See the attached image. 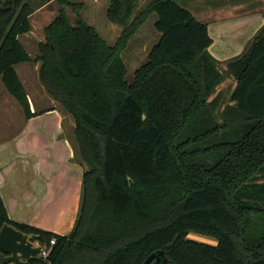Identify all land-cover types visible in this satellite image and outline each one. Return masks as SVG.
Masks as SVG:
<instances>
[{
    "label": "trees",
    "instance_id": "1",
    "mask_svg": "<svg viewBox=\"0 0 264 264\" xmlns=\"http://www.w3.org/2000/svg\"><path fill=\"white\" fill-rule=\"evenodd\" d=\"M56 1L33 58L19 39L33 4L0 0V80L36 116L16 65L42 62V83L75 120L79 210L58 234L10 219L0 192V231L38 235L48 253L30 264H264V25L227 60L237 83L223 107L208 25L176 0L139 11V0H110L107 19L123 27L115 45L80 14L84 3ZM152 14L159 39L129 81L121 51Z\"/></svg>",
    "mask_w": 264,
    "mask_h": 264
},
{
    "label": "crops",
    "instance_id": "2",
    "mask_svg": "<svg viewBox=\"0 0 264 264\" xmlns=\"http://www.w3.org/2000/svg\"><path fill=\"white\" fill-rule=\"evenodd\" d=\"M72 1L84 3L80 14L93 26L97 25V20L107 18L110 0ZM150 1L152 0H139V8L142 5L146 6ZM189 1L188 5L194 12L192 13L208 25L213 44L215 39L211 32L212 26L238 21L246 23L249 19H256L261 27L264 25V0ZM29 2L35 9L31 16L32 30L26 34L23 42L20 41L35 58L39 55V43L45 41L44 29L55 20L60 7L56 0H40V2L29 0ZM227 9L235 12L226 15ZM67 12L71 20L75 21L76 14L73 12L72 15L70 9H67ZM39 28H42L43 33L38 35L35 30ZM27 42H34L36 50H31ZM213 44L209 50L218 59L216 54L224 50L212 51ZM220 61L227 62V60ZM41 65L42 62L37 60L16 65V71L26 88L31 109L37 113L31 118L26 117L21 104L0 80V192L9 217L13 221L58 234H68L72 231L77 218L82 180L78 181V186L74 189L64 184L65 192L59 190L55 193L51 167L48 169V166H51L49 161L51 160L61 163L64 167L63 163L70 158L65 155H70L71 152L74 156L75 120L48 93L40 78ZM63 149L68 153L59 156V152ZM58 166L60 165L56 164V167ZM82 173L84 174V170ZM61 195L63 197H60ZM72 199L74 204L69 212L67 204ZM63 201L64 205H62Z\"/></svg>",
    "mask_w": 264,
    "mask_h": 264
},
{
    "label": "rangeland",
    "instance_id": "3",
    "mask_svg": "<svg viewBox=\"0 0 264 264\" xmlns=\"http://www.w3.org/2000/svg\"><path fill=\"white\" fill-rule=\"evenodd\" d=\"M38 1L40 2V0ZM176 1L180 5L185 6L188 10L193 12V9H191L192 7L188 5L190 4L189 0H176ZM143 7L144 5L140 6L139 8L138 5V11L141 10ZM71 11L73 15L74 11L73 10ZM234 12L235 11L231 9H227L225 11L226 15H231ZM156 19H157L156 14H152L146 20V22H144L137 29V31L128 41L126 47L121 51V56L124 59L128 68L127 79L129 81H132L136 69L147 61L148 55L152 47L155 45V43L159 38L160 33L155 29L154 26ZM97 21L98 23L95 26L98 29L101 36L108 42V44L115 45L121 36L123 27L118 24L110 22L106 17L103 20H97ZM260 27L261 24H259L256 21V19H249L247 20L246 23H241L240 21H238V22H232L227 24L224 23L222 25L212 26L211 32L215 39L212 51L224 50V52L222 53H217L216 56H218L222 61L229 60L232 57L239 55L244 50V48L251 43L252 39L255 37ZM35 33H37L38 35L39 33H43L42 28L35 30ZM25 36L26 34L21 35L19 37L22 42L24 41ZM27 44L31 50H36V44L34 42H27ZM240 47H241V51H240ZM221 63L224 68L223 73L225 75V80L218 86L217 92L223 93L224 96L223 107H224L227 103L231 102L230 95L234 90L237 81L232 75H230L227 72L225 66L226 62H221ZM74 138H75V134H74ZM74 143L76 145L74 156L72 155L71 152L70 155L69 154L65 155V156L67 155L70 156V158L69 161L67 160L66 163H63L64 167L61 166V163H57L56 161L49 160L51 162L50 163L51 166H48V169L51 167L50 172L52 176L51 178L54 182L53 189L55 193L58 192L59 190H62V192L64 193L65 192L64 184H68L70 189H74L78 186V181L83 180L82 171L84 170V166L77 160L78 151H77L76 138L74 140ZM56 152L59 151L56 150ZM65 153L68 152H66L63 149L59 152V156H62ZM56 164L60 166L56 167ZM64 177L66 178L64 179ZM60 197H63V195H61ZM64 204L65 202L63 201L62 205ZM73 204H74L73 199L67 204L69 212L70 210H72ZM190 237L211 244L216 243L215 239L209 236H203L200 234H191ZM10 264H14V263H10Z\"/></svg>",
    "mask_w": 264,
    "mask_h": 264
},
{
    "label": "water",
    "instance_id": "4",
    "mask_svg": "<svg viewBox=\"0 0 264 264\" xmlns=\"http://www.w3.org/2000/svg\"><path fill=\"white\" fill-rule=\"evenodd\" d=\"M37 238L36 234L23 232L8 223L4 224L0 231V264H30L33 257H42L44 248L35 240ZM163 255V251L153 253L146 263L154 259L158 262Z\"/></svg>",
    "mask_w": 264,
    "mask_h": 264
},
{
    "label": "built area",
    "instance_id": "5",
    "mask_svg": "<svg viewBox=\"0 0 264 264\" xmlns=\"http://www.w3.org/2000/svg\"><path fill=\"white\" fill-rule=\"evenodd\" d=\"M54 243H55V240H52V244H54ZM47 253H48V251L46 249H44L43 255H47Z\"/></svg>",
    "mask_w": 264,
    "mask_h": 264
},
{
    "label": "flooded vegetation",
    "instance_id": "6",
    "mask_svg": "<svg viewBox=\"0 0 264 264\" xmlns=\"http://www.w3.org/2000/svg\"><path fill=\"white\" fill-rule=\"evenodd\" d=\"M157 262V261H156Z\"/></svg>",
    "mask_w": 264,
    "mask_h": 264
}]
</instances>
